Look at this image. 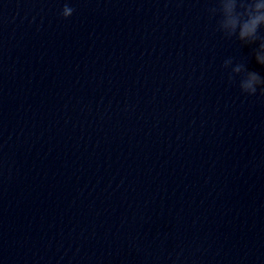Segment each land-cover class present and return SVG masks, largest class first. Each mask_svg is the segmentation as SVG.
Instances as JSON below:
<instances>
[{"label":"clouds","instance_id":"1","mask_svg":"<svg viewBox=\"0 0 264 264\" xmlns=\"http://www.w3.org/2000/svg\"><path fill=\"white\" fill-rule=\"evenodd\" d=\"M73 12H74V9L72 7H70V6H68L67 4H65L63 9H62V13L61 14H62V16L64 18H68V17H70L73 14ZM260 19H264V17H258L256 20H253L251 22V25L245 24L244 25V31L241 33V36L245 35L249 31H254L255 30V26H256V24L258 23V21ZM249 76L251 77V80L246 82L243 85V87H244V89L246 91L250 89V92H248L249 94H255L257 89H256V87L253 86L252 82L255 81V82H258V83H264V81H262L260 76L257 73H255V72L249 73ZM262 91H264V89H262Z\"/></svg>","mask_w":264,"mask_h":264}]
</instances>
